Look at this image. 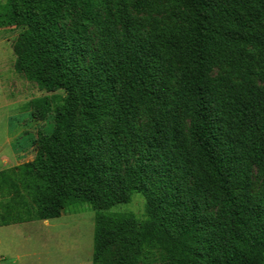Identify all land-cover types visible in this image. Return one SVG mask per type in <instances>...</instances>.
<instances>
[{
    "label": "trees",
    "instance_id": "16d2710c",
    "mask_svg": "<svg viewBox=\"0 0 264 264\" xmlns=\"http://www.w3.org/2000/svg\"><path fill=\"white\" fill-rule=\"evenodd\" d=\"M11 20L15 71L65 95L0 169V226L87 203L92 264H264V0L0 1ZM134 193L142 216L114 210Z\"/></svg>",
    "mask_w": 264,
    "mask_h": 264
},
{
    "label": "rangeland",
    "instance_id": "374dc122",
    "mask_svg": "<svg viewBox=\"0 0 264 264\" xmlns=\"http://www.w3.org/2000/svg\"><path fill=\"white\" fill-rule=\"evenodd\" d=\"M19 32L13 20L0 22V169L33 158L34 139L52 130L54 109L65 95L40 90L15 71ZM254 173L255 193H264V182ZM146 203L145 195L134 193L114 210L140 217ZM93 228L94 211L87 203L56 218L0 226V264H92Z\"/></svg>",
    "mask_w": 264,
    "mask_h": 264
}]
</instances>
